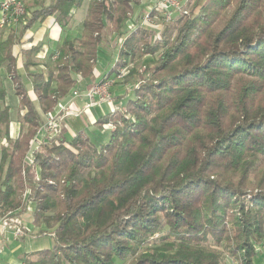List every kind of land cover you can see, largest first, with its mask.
I'll use <instances>...</instances> for the list:
<instances>
[{
  "label": "trees",
  "instance_id": "1",
  "mask_svg": "<svg viewBox=\"0 0 264 264\" xmlns=\"http://www.w3.org/2000/svg\"><path fill=\"white\" fill-rule=\"evenodd\" d=\"M82 2L25 1L18 27L0 35L21 127L10 135L0 84V139L4 127L9 142L1 147L0 214L22 216L33 204L34 224L53 228L54 245L29 264H227L225 254L256 264L264 240V0H196L197 14L127 34L138 0H89L81 36L65 37L52 63L37 69L40 46L24 47L27 31L48 17L65 30ZM112 33L119 54L98 83L138 53L154 58L128 72L126 80H137L125 105L97 119L99 128L115 125L108 140L97 146L61 129L33 146L76 76L94 77Z\"/></svg>",
  "mask_w": 264,
  "mask_h": 264
},
{
  "label": "rangeland",
  "instance_id": "2",
  "mask_svg": "<svg viewBox=\"0 0 264 264\" xmlns=\"http://www.w3.org/2000/svg\"><path fill=\"white\" fill-rule=\"evenodd\" d=\"M25 1L28 0H23ZM155 1L156 0H138L139 4L135 6L133 13L129 17V19L124 23V26L122 30L128 31L133 30L137 28L139 25L146 26L148 30L157 32L158 30H164L166 27L171 25L173 22L181 17H187L189 15L197 14L199 8L195 5L196 0H176L180 2L179 8H171L173 12H175V15L177 17H173L172 19H168L166 17V11L155 8ZM202 2L204 0H201ZM87 3V2H86ZM189 13V14H188ZM81 12L78 13L75 18L72 19L70 25L65 30H59L54 32V34H51L48 36L47 34L44 35L38 42L41 44V47L39 49V55L46 53V51H49V56L56 52V49L60 45V41L64 37L63 34H67V36L70 39L79 38L81 36L82 32V22H81ZM188 14V15H187ZM74 16V15H72ZM176 21V22H177ZM19 22V21H18ZM18 22L12 26L4 27L0 29V35H6L11 32V30H15L18 27ZM141 22V24L139 23ZM175 22V23H176ZM40 23H36L34 28H32L31 31L35 32L37 34V37L40 35ZM39 38V37H38ZM119 39V43L117 46V42ZM122 39V38H121ZM122 41V40H121ZM49 44V45H48ZM48 48L47 49V46ZM116 45V46H115ZM113 46L115 48H113ZM119 46H120V36L116 33H112L108 37V42H105L101 45L99 49V57L98 60V66L95 67V72L98 75L99 73H104L103 63L105 62L106 65H112L113 62L117 59L119 54ZM44 47V48H43ZM42 49V50H41ZM159 53H157L155 56H157ZM50 57H47L44 59V64H47L48 62L51 64L52 61L49 60ZM154 58L152 55H141V53H138L137 57L134 59V61H131L127 66H125L124 69H120V73H114L110 77L114 78L116 74H120L121 77L118 79L115 83V85L112 87L113 89H109V92L113 90V93L115 95L118 94H128V87L132 85V83L137 80V74L135 73L134 76H132L131 79L126 80V77L128 76V72H130L133 69H138L139 72H143L144 68L146 67V64L151 62V60ZM102 61V62H101ZM2 66L0 65V68ZM126 75V76H125ZM78 79V75L76 76ZM7 77L0 76V84L4 86V82L6 81ZM130 84V85H128ZM10 90L9 98L6 97V103L10 106V115H11V124L9 127V132L11 136H17L21 132V127L18 121V116L20 113V107H19V101L16 95H14L13 89H10V85L12 86V83L7 84ZM93 87V86H92ZM91 87V88H92ZM132 88L130 87V90ZM131 96H133V92L129 93ZM117 98V96H116ZM115 101V100H114ZM117 105H120V103L116 102ZM125 103H123V106ZM46 118V117H45ZM115 125L111 123V129H113ZM110 129V130H111ZM42 130V129H41ZM40 130V131H41ZM98 131L95 133L92 131H88L87 134L93 139L95 144L97 146L101 145L102 143H105L108 140L109 137V131H105L101 127L97 128ZM5 129L2 128V138L0 139V159H1V147H8L9 142L6 139L5 136ZM48 133L44 129L42 132L38 133L37 139L33 141V146H36L39 142L42 141L43 136L45 133ZM10 212L0 214V219H4L9 215ZM25 215L19 216L14 215V219H18L20 226L23 230V234L15 238L14 236V230L8 229L6 232L0 233V264H29L30 260H37L40 251L45 249H50L54 245V240L51 235V232L53 228H48L45 223H41L39 225L34 224V217L33 213H29L28 211L24 213ZM41 232H46L42 233ZM40 234V235H39ZM46 234V235H45ZM257 250L259 251V254L255 257V263L256 264H264V240L263 243L257 247ZM225 259L227 264H236L231 258L226 256ZM128 262H124L121 260L116 259V264H127ZM69 264V263H65Z\"/></svg>",
  "mask_w": 264,
  "mask_h": 264
},
{
  "label": "crops",
  "instance_id": "3",
  "mask_svg": "<svg viewBox=\"0 0 264 264\" xmlns=\"http://www.w3.org/2000/svg\"><path fill=\"white\" fill-rule=\"evenodd\" d=\"M2 0H0L1 3ZM87 2V3H86ZM88 3L89 0H83L81 6H79L78 8L73 9V15L72 19L75 18V16L78 15L79 12H81L80 16H81V22H83L85 16H86V12H87V7H88ZM2 13H1V9H0V19H1ZM40 23V34L37 37V34L32 30V28H34V25L30 30L27 31V33L25 34V36L23 37L22 41L24 42V47H31L33 45H38L41 47V44L38 42L44 35H48L50 36L51 34H54V32L62 30L56 23H55V18L54 17H48L47 19H45ZM13 27V26H12ZM12 27H8L9 29H11ZM4 28V27H3ZM9 34V33H8ZM7 34V35H8ZM4 36V35H3ZM63 38L62 40L67 37V34H63ZM6 37V35L4 36ZM62 40L60 41V44L62 42ZM49 45V44H48ZM47 46V49L48 48ZM59 47V46H58ZM17 48V47H16ZM42 48V47H41ZM44 48V47H43ZM58 49V48H57ZM56 49V50H57ZM42 50V49H41ZM49 51H46V53L39 55V52L37 54V58L39 59L40 65L37 67V69H42L44 68V63H41L44 61L45 58L49 57ZM102 62V61H101ZM98 63V61H97ZM103 68H104V73H99L98 75L94 74V77H88V78H79L78 77V81L76 86L74 87V89L71 91V93L69 94V96L67 98H65L63 101H61V103L68 105L71 107V113H60L58 116L59 119V130H66V133L68 135H75L78 132H83L86 135L88 131H92V132H96L97 130V125H96V121L98 118L102 117L103 115H105L106 113L112 111L114 108H118L120 106H123V103H126V100L131 97V95L129 93L132 92V90H130V85L127 89H128V94H118L115 95V93H113V90H111V94H112V102H103L100 104H97L94 107L91 108H87V92L89 91V89H91L92 86L98 84V81L101 79V77L106 74L108 72V70L111 68L112 65H106L105 62L102 64ZM98 66V64L96 65V67ZM96 71V70H95ZM0 76L7 77L6 72L4 70L3 67L0 68ZM6 81L4 82V88L7 92V96L9 98L10 95V90L8 87V83L11 82V80L7 77V79H5ZM12 83V82H11ZM10 89H13V85H10ZM113 89V88H111ZM14 91V89H13ZM15 95V93H14ZM117 96V98H116ZM115 100V101H114ZM116 102L120 103V105H117ZM57 109H55V112L53 114H56ZM107 132V131H106ZM45 133V132H43ZM89 136V135H88ZM90 137V136H89ZM34 211V205L30 204L29 206V213H33ZM25 215V214H23Z\"/></svg>",
  "mask_w": 264,
  "mask_h": 264
},
{
  "label": "built area",
  "instance_id": "4",
  "mask_svg": "<svg viewBox=\"0 0 264 264\" xmlns=\"http://www.w3.org/2000/svg\"><path fill=\"white\" fill-rule=\"evenodd\" d=\"M180 2L176 0H156L155 8L165 10L166 17L168 19H172L175 16V12L171 10V8H179ZM1 9V19H0V29L3 27L13 26L16 24L23 16L27 14V10L25 8V3L23 0H2L0 3ZM143 24V23H142ZM55 58V57H54ZM126 76V75H125ZM121 75L116 74L114 78L110 77L106 81L102 83H98L94 85L87 92V108H91L96 106L97 104L103 102H112V94L109 92V89L112 88L116 81L120 79ZM56 114L46 115L44 125L42 130L44 129L48 133L55 134L59 130V119L58 116L60 113H71V107L65 105L63 103H59L56 107ZM117 108L112 110L115 111ZM111 124H105L102 126V129L105 131H109L111 128ZM40 133V132H39ZM11 213V212H10ZM5 217L4 219H0V233L6 232L8 229L14 230L15 238L20 237L23 234V230L20 226L19 220L14 219L15 217L12 215Z\"/></svg>",
  "mask_w": 264,
  "mask_h": 264
}]
</instances>
